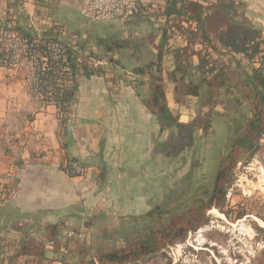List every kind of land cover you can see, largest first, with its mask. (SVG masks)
I'll use <instances>...</instances> for the list:
<instances>
[{
  "label": "crops",
  "instance_id": "obj_1",
  "mask_svg": "<svg viewBox=\"0 0 264 264\" xmlns=\"http://www.w3.org/2000/svg\"><path fill=\"white\" fill-rule=\"evenodd\" d=\"M88 1L0 0V27H19L34 37L38 35L29 23H43L47 37L57 38L64 30L73 48L108 62L98 72L78 71V88L63 118L56 107H43L28 93L24 72L0 67V177L15 174L0 199V264L32 260L20 255L29 240L42 242L48 256L56 257L49 238L57 239L60 257L74 264L75 256L65 244L73 249L79 240L104 248L94 241L111 239L117 221L130 227L142 223L143 216L163 203L166 174L174 176L175 166L158 147L171 131L162 132L148 106L149 74L134 71L161 57L168 107L181 124H189L202 110L197 95L207 90L193 92L201 81L199 53L210 62L220 58L206 45H191L192 76L189 69L187 76L176 72L177 59L171 52L188 48V42L176 32L163 48L167 5L136 0L126 20L96 21L82 13ZM189 1L209 7L218 0ZM235 1L246 5L247 18L264 32V0ZM190 26L196 31V23ZM223 57L228 65L229 55ZM234 57L249 71L244 57ZM67 158L89 168L88 176L66 175L61 165ZM174 180L167 183L173 187ZM76 230L82 237L70 236Z\"/></svg>",
  "mask_w": 264,
  "mask_h": 264
},
{
  "label": "rangeland",
  "instance_id": "obj_2",
  "mask_svg": "<svg viewBox=\"0 0 264 264\" xmlns=\"http://www.w3.org/2000/svg\"><path fill=\"white\" fill-rule=\"evenodd\" d=\"M29 25L37 35L47 38L45 24ZM191 27L184 22L174 33L188 42ZM213 38L217 40V35ZM199 56L203 58V52ZM185 59L189 65L191 58ZM225 59L217 57L211 62L226 69L230 64L225 65ZM230 67L226 73L230 83L203 111L206 120L201 126L211 123V129L199 132L194 141L188 140L191 146L172 158L174 176L166 174L163 203L150 212L156 216L149 213L134 227L117 221L112 238L94 241L96 245L122 249L126 243L131 246L138 239H147L154 231L159 241L151 238L150 243L160 242L164 248L152 251V243L142 255L138 250L136 264H264V132L256 136L255 150L238 149L234 159L230 158L233 146L255 118L254 105L236 89L240 77L231 70L235 66ZM188 69L191 77L190 66ZM247 72L251 73L250 69ZM247 92L252 94L251 89ZM171 178L175 179L173 187L167 183ZM163 229L168 232L165 240L158 236Z\"/></svg>",
  "mask_w": 264,
  "mask_h": 264
},
{
  "label": "trees",
  "instance_id": "obj_3",
  "mask_svg": "<svg viewBox=\"0 0 264 264\" xmlns=\"http://www.w3.org/2000/svg\"><path fill=\"white\" fill-rule=\"evenodd\" d=\"M240 8L245 13V4L235 0H218L217 3L209 7H203L189 0H168L165 9L167 18L165 37L162 42L163 48H167L169 40L174 37V31L182 29L184 22L189 24L190 22L196 23L197 29L191 33L192 36L188 40V48L171 52L177 59L176 72L178 71L186 76L190 65L187 62L189 59L186 60L185 58H191L192 56L189 53L191 45L200 43L206 45L220 57L226 54L229 55L230 65L228 68L235 66L231 70L235 71L234 74L236 73L240 77V79L238 78L239 85L235 84L236 89L241 94H244L245 99L252 102L255 112V118L250 121L240 139L233 146L232 152L234 153L230 156L231 159H234L235 152L238 149L255 150L257 146L256 136L264 132V62L259 68L254 67L258 59H264V49L262 47L264 44V32L255 28L246 17V14L240 12ZM15 29L22 35L33 38L32 35L22 28L16 27ZM213 33L217 35V40L215 41H213ZM166 52L169 53L170 50ZM234 54L240 55L247 60V68L250 69L251 73H248L246 67L235 59ZM208 57L210 56L208 55ZM228 68L219 67L216 62L213 63L209 59L206 60V56L200 59L197 69L200 71L201 81L193 88V92L195 90L201 92L204 87L207 90L206 94L200 93L197 95L202 100V110L198 113L197 118L189 124H181L179 118L173 116L168 107L162 77L163 59L161 57L157 58L155 63L146 68L134 71L136 74H149L151 82L149 85L150 102L148 106L151 108L152 114L158 119L162 132L171 131L167 141L158 145L160 151L166 157L171 159L177 157L191 146L188 142L190 140L194 141L199 132L206 133L211 129V123H208L206 127L201 126L206 120L203 109L208 106L210 100L215 98L221 88L230 83L226 75V73H229L227 71ZM247 89H251L252 94L248 93ZM189 92L190 90H187L186 93H183L184 98L186 95L188 96ZM71 100L72 97L67 98V101L71 102ZM152 216L155 217L156 215L153 213ZM73 232L77 236L80 235L77 230ZM167 235L168 232L164 229L158 233L160 239L163 240L166 239ZM155 236L156 234L153 231L147 239H138L132 242L131 246L126 243L125 248L122 249L93 248L81 244L79 240H77L73 249H70V246L66 244L64 246L68 249L69 255L75 256L74 264H136L140 259L137 251L142 250L140 251L141 255L143 251L146 252V249L149 251L148 246H152L153 243V241L150 243L151 238H157L159 241V238ZM66 240L67 242L76 241L74 238H67ZM48 243H51L54 247L53 252L56 255L54 258L48 256L45 244L33 240L22 244L20 255L26 258H33L32 260L26 259L25 262L27 264H45L48 261L70 264L60 257V245L57 239L49 238ZM153 244L154 248L152 251L159 252L164 248L160 247V244H162L160 242Z\"/></svg>",
  "mask_w": 264,
  "mask_h": 264
},
{
  "label": "built area",
  "instance_id": "obj_4",
  "mask_svg": "<svg viewBox=\"0 0 264 264\" xmlns=\"http://www.w3.org/2000/svg\"><path fill=\"white\" fill-rule=\"evenodd\" d=\"M136 0H89L83 15L96 21H124L133 13ZM154 7H165L168 0H146ZM59 27V26H58ZM57 38H33L22 35L12 26L0 27V67L8 71L25 73V85L28 93L37 99L43 107L54 106L61 118L66 116L78 88V71L87 69L98 72L108 66V62L97 58L90 52L73 48L66 41V31H58ZM264 38V34H263ZM263 58L257 60L254 67L259 68ZM63 172L72 178L84 179L90 169L80 162L67 158L62 162ZM15 179L10 171L0 177V199L6 193V187ZM11 190H9L10 192ZM71 237L80 238L74 232Z\"/></svg>",
  "mask_w": 264,
  "mask_h": 264
},
{
  "label": "bare ground",
  "instance_id": "obj_5",
  "mask_svg": "<svg viewBox=\"0 0 264 264\" xmlns=\"http://www.w3.org/2000/svg\"><path fill=\"white\" fill-rule=\"evenodd\" d=\"M213 214H216V215H218V217H221L222 218V216H220L219 214H217V211H213Z\"/></svg>",
  "mask_w": 264,
  "mask_h": 264
}]
</instances>
